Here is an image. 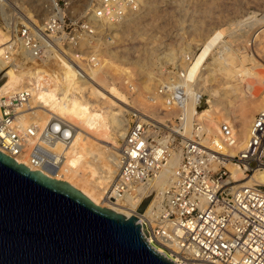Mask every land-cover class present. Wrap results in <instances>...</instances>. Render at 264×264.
Masks as SVG:
<instances>
[{"label":"built area","instance_id":"built-area-1","mask_svg":"<svg viewBox=\"0 0 264 264\" xmlns=\"http://www.w3.org/2000/svg\"><path fill=\"white\" fill-rule=\"evenodd\" d=\"M145 1L97 0L80 16L71 0H43L42 17L26 12L3 20L0 27L9 42L0 55V67L27 70L29 83L0 94V152L18 164L26 160L22 165L32 171L60 170L63 157L54 149L72 144L74 125L54 114L42 125L37 113L46 107L39 93L54 82L62 90V70L75 81L90 79L91 70L109 58L108 50L121 45L115 25L138 13ZM191 62L190 57L184 59V65ZM159 74L161 83L147 99H163L165 112L174 116L160 121L143 109H133L107 199L138 200L141 188L181 152L158 205L149 217L137 218L143 238L178 263L264 264V184H240L227 167H237L248 181L264 171V109L252 121L244 147L231 155L228 150L240 144L235 124L216 120L220 145L210 138L214 125L202 109L211 105L188 79L186 68ZM187 85L200 113L193 114ZM128 87L135 92L133 85Z\"/></svg>","mask_w":264,"mask_h":264},{"label":"bare ground","instance_id":"bare-ground-1","mask_svg":"<svg viewBox=\"0 0 264 264\" xmlns=\"http://www.w3.org/2000/svg\"><path fill=\"white\" fill-rule=\"evenodd\" d=\"M0 1L2 2L1 3L2 6L3 1L2 0ZM146 2L147 0L145 1L144 6ZM72 3H73L72 9L74 10V12L78 14L79 13L86 14L92 7L91 0H77L76 2L72 1ZM144 6L143 8L147 7ZM179 7H181V5H179ZM142 9L139 12H141ZM139 12L135 14H131L126 18V20L124 21L128 23L126 25V28H129L136 23L134 21H136L135 19L139 17ZM262 21L263 20L257 21V24L258 23L260 24V22L262 24ZM196 25H193V23L188 25L189 30L187 31H183L184 29L183 27L182 29L183 32L177 34V38H176L177 47L173 46L172 48H167L165 51L159 53L158 55L159 56L164 55L162 58L160 56L161 58L160 60L164 63H170L176 60L180 61L181 59L182 60L181 65H179V67L177 66L176 68L177 69L186 68V71L188 72V79L194 80V82L196 83V87L199 88L201 86L202 87L201 89L204 90L205 93H208L210 96L214 97V102H215L214 105L209 100L211 108L214 106L216 107L228 106L230 108L233 107L234 109L243 108L241 110V114L237 117L235 123V126L240 136L239 137L240 144L236 150H228V152L231 155H235L238 151H240L244 147V144L249 136V130H250L249 127L251 125L250 116L255 110H257L256 106H254L255 104L254 105L252 104L253 100L257 98L258 99L261 98L263 99L262 102H264V83H263L264 67L256 63L253 58H250V56L245 57V59L248 60L246 64L241 63V60L243 59L241 58L240 60H238L236 57H234L232 53V48H230L228 44L223 41L225 35L223 32H215L209 37L208 35L211 32V30L207 31L209 28H206L207 33H205L204 25H203L204 27L202 26V24L201 25L199 24L197 26ZM136 26L137 25H135V27ZM183 33H190L191 35H193L194 37L193 39H195L194 43L196 45L194 49L200 48L199 50L200 52L196 56V62L199 66H201L200 75H198V72H194L192 69V64H194L193 63L194 58L191 52L192 48L190 43L188 44L186 43L187 39ZM239 36L241 35L237 34V32L231 33V38L235 39L237 37L239 38ZM238 38L235 39L236 42L240 41ZM262 38H264V25L260 27V31L258 30V32L255 35V41L257 42V44H260V41H263ZM8 42H9V36L7 37L6 34L0 32V55H2V53L4 52L5 46ZM221 42L222 44H220ZM157 45L159 46L161 44H157ZM167 46L171 47L172 45L170 44ZM165 47L157 48V46H155L149 48L145 46L144 47L145 49L143 48L144 51L141 49V53L143 51L142 53L143 58H141L142 56L141 55L139 56L138 54L139 60L137 59L135 60L137 64L140 65V71H139L140 74L146 77L149 85L150 84L156 85V83L159 84L161 83L160 82L161 80L156 79V77L162 75L159 73H162L163 71L160 70L158 72L155 71L153 72V70L155 69H152L151 66L155 67L154 58L157 52L163 50ZM127 50L125 51L123 50V53H125ZM111 53L113 57H118L117 55L118 51L117 52L112 51ZM134 53H136V51ZM215 53H218V57L215 56ZM159 56L157 60H159ZM186 57L192 58V62L187 65H184L183 67L184 59ZM211 57L213 61L207 64L206 59ZM147 65L150 67H147ZM103 66H104V62H102L98 66L99 68L97 69L94 68L93 70H91L90 77H92L91 79L92 81L95 82V85L87 87L88 92L86 93L88 94L85 99L83 98L84 101L81 100L82 97H80L81 99H79L77 96H74L77 97L76 99L71 98L70 100L67 101V103H69L70 105L76 106V109H70L68 107H64L63 105H60L59 102L63 101L62 99L67 97L69 90L71 89H74L75 91L77 90V92L86 91L87 88L86 87L81 88L80 83L86 84L87 82L77 83V81H75L74 79L69 78V75L65 76L63 73L64 77H58L59 83L62 84L61 85L62 90H60L58 87L59 85L56 82H54L51 83L50 85L49 84L47 85L48 89L46 91L39 93V98L41 99V101L44 102L46 107V109L43 110L45 111L44 113L46 115L44 121H42V119L38 116V118L40 119V123L42 125H45L48 122L49 115L51 113L52 114L57 113V112L55 113V111L60 112L62 116L65 118V120H67L68 122L74 125L72 144L68 145L66 148L58 146L57 148L54 149L56 153L60 154L63 157V159L60 161V170L56 173L55 171H53V169L42 168L41 171L44 175L48 176L49 178L67 182L69 185L80 191L95 206L112 210L127 218L137 217L139 219H144L151 215L152 210L156 205H158L160 201V197L167 189L173 174V170L174 168H176L179 161L181 160V152L174 153L171 160L169 161L167 166L161 171V173L155 179H153L148 185L141 188V197L138 200L127 199L123 201L121 200L110 201L106 198L107 196L106 194H108V192L110 191L111 187L113 186L117 178V174L120 167L119 154L114 153L113 149H115L118 146L117 138L123 139L126 135L129 122L128 120L125 119V112L127 111H124L122 105L129 106L128 105L129 102L124 97V95L119 91V89L116 87L114 83L110 84L109 82H106L104 78L100 77V73ZM1 68L9 76V78L6 81V83L0 88V94H2L6 90H16L25 87L24 86V84L26 83L25 78H28L27 72L25 73V71L19 69L15 70L14 69L15 67L13 66H5ZM256 69H260V71L259 70L257 71ZM184 76L186 77V75ZM178 78L180 80V76ZM247 79L249 81L254 82V83L252 82L253 84L251 83L252 85L250 87H247L246 85ZM28 83H29V79H27L26 84ZM214 85L217 86V88H214ZM187 86H188V94L190 100L189 103L193 111V114H195L198 111V109L196 111V105H197L196 98L193 94L191 86L189 85ZM255 87L257 88V91L253 95L250 93V89L252 88L256 89ZM198 90L200 91V89ZM231 92H235L236 98L234 101H231L228 98V94ZM105 93H108V96ZM41 96L43 97L45 96V98H47V100L49 99V101H46L45 99L41 98ZM91 98L95 99L96 101L98 100L101 105H104V103L108 102V105L111 106V108L109 106V108L111 109L110 111H104L103 109H101V114H100L101 118L99 120H97L96 118H94V120L90 119V115H86L85 113L80 112V109L84 107L87 108V106L90 105L89 99L91 102L93 100V99L91 100ZM50 99H57L59 101L58 102H56V100L51 101ZM101 100L103 104L100 102ZM150 101H151L150 103H154L155 98L151 99ZM117 102H119L122 105H119ZM134 103L136 102L134 101ZM263 104L264 103H261V105ZM115 106L118 107L117 109V111L119 110L118 112L114 111L116 108ZM207 109L210 108H206V110ZM263 109H264V105L261 106L260 111H262ZM53 110L55 111L53 112ZM215 121H216L215 119L212 120V122H214V130H212V132L210 133L211 134L210 138L214 140L216 143H218V139L214 133L217 130ZM242 137L244 139L241 141ZM218 145L220 144L218 143ZM221 148L224 149L223 147ZM20 163L26 164L27 161L26 160L21 161ZM227 167L231 169L233 179L240 184H252V182H258L264 184V171L257 172L250 181L243 183L242 181L244 180V178L241 171L237 167L231 164L230 165L228 164ZM103 201H107V203L106 202L104 203ZM145 203L147 204L144 212L142 214H138V210ZM156 251L161 255L165 256L174 264H184V263H178V260L175 257L167 256L163 254L160 250H156Z\"/></svg>","mask_w":264,"mask_h":264},{"label":"water","instance_id":"water-1","mask_svg":"<svg viewBox=\"0 0 264 264\" xmlns=\"http://www.w3.org/2000/svg\"><path fill=\"white\" fill-rule=\"evenodd\" d=\"M8 78L0 67V88ZM138 220L0 152V264H174L146 242Z\"/></svg>","mask_w":264,"mask_h":264},{"label":"rangeland","instance_id":"rangeland-1","mask_svg":"<svg viewBox=\"0 0 264 264\" xmlns=\"http://www.w3.org/2000/svg\"><path fill=\"white\" fill-rule=\"evenodd\" d=\"M2 1L5 5L4 4H2V6L0 5V26L3 25V20L7 19L10 14H14V13L23 15L22 13L33 12L39 17L43 16V14L40 11V4L43 0H2ZM72 1L76 2L77 0L76 1L72 0ZM96 1L97 0H91L92 4L95 3ZM179 5H181V7H179ZM145 6H144L145 8H143L142 11L139 12V17L135 19L136 21L134 22L136 23L133 24L134 26L133 25L131 27L127 26L130 29L126 28V25L128 24L124 22L126 19L120 25L115 26V29L119 30V33H120L119 39H121V42H120L121 45L118 48L112 47L111 48L112 50L110 49L108 51L107 54L109 58L103 61L104 66L100 73V77L104 78L105 81L109 82L110 84L114 83L116 87L119 89V91L128 100L129 106H124L120 104L119 102H117L119 105H122L124 111H127L125 112V119L128 120V122L130 120L129 115L131 112H133L134 108L143 109L145 112L151 114L153 117H155L156 119L160 121H163L165 118H171V117L173 118L174 115L168 112H165L166 107H165V104H164L165 102L163 101V99L158 98L157 101L154 103H150L148 101L147 99L148 93L152 91L154 92L155 88L157 87L159 83H156V85L154 84L149 85L146 77L140 74L139 72L140 65L137 64L135 60L136 59L139 60V56L140 55L142 56L145 46L149 48L155 47V46H157V48L158 47L163 48L171 44L172 45L171 47L167 46L163 50L157 52L154 58L155 67L153 66L154 67L153 68L151 66V68L155 69L153 70V72L154 71L158 72L160 70L168 71L174 67H177V66L179 67V65H181L182 63L181 59L180 61L176 60L170 63H164L160 60L164 55L163 56L160 55L161 56L160 58L158 54L165 51L167 48H172L173 46L177 47V39H176L177 34H180L183 31L189 30L188 25L192 23L193 25H196V24L197 25L202 24V26L204 25L205 27L204 26L203 27L205 29L204 30L205 33L211 30V32L208 35L209 37L215 32H223L225 34L223 41L226 42L230 48H232V53L234 57H236L238 60H240L241 58L243 59L241 60V63L246 64L248 60H246L245 57L250 56V58H253L256 63L264 67V38H262L263 41H260V44H257V42L255 41L256 33L258 32V30L260 31V27L264 25V22H263L264 21V0H147ZM79 15L82 16L84 14L79 13ZM259 20H263L262 24L261 22L260 24L259 23L257 24V21ZM134 22H131V23H134ZM135 25H137L138 27L137 26L135 27ZM183 27L185 30L183 29ZM206 28H209V29L207 30ZM0 32H2L3 34H6V36L8 37V34L5 33V31H2L1 27H0ZM234 32H237V34L241 35L239 36V38L237 37L240 41L236 42L235 39L237 38L235 39L231 38V33H234ZM183 34L184 36H186V39H187L186 43L187 44L190 43L191 48H192L191 52L194 58V61H193L194 64H192V69L194 72H198V75H200L201 66H199L196 62V56L200 52L199 51L200 48L194 49L196 45L194 43L195 39H193L194 38L193 35H191L190 33H183ZM222 42L220 44H222ZM157 44H161V45L158 46ZM249 44H252L251 50H249ZM140 47H143L144 49ZM141 49L143 50L142 53H141ZM123 50L124 51L127 50V51L123 53ZM112 51L113 52L118 51L117 53L118 57H113L111 53ZM135 51L136 53H134ZM158 56H159V60H157ZM215 56L218 57V53H215ZM141 58H143V56ZM212 61H213L212 57L206 59L207 64L211 63ZM147 67H150V66L147 65ZM183 67H184V64H183ZM97 68L99 67L97 66L95 69ZM19 70H23L25 71V73L27 72V70L25 69H19ZM256 70L260 71V69H256ZM60 72H62V77H64L63 70ZM27 79L28 78H25L26 83H27ZM90 79L83 80V81H77V83H80V82L88 83V84L80 83L81 88L83 87L87 88L89 86L95 85V82L92 81V79L91 80ZM156 79H159V78L156 77ZM246 81H247L246 82L247 87H250L254 83L253 81H249L248 79ZM263 83H264V73H263ZM129 84L135 87V92L129 91V88H128ZM196 88L200 89V92L206 95L205 97L206 100H210L213 103V105L215 104L214 97L210 96L208 93H205L204 90L201 89L202 88L201 86L199 88L198 87ZM214 88H217V86L214 85ZM87 90L88 88L86 89V91H82V92L78 91L79 92L78 93L77 90L75 91L74 89H71L69 90L67 97L62 99L63 101H60L59 104L63 105L64 107H68L70 109H76V106L70 105L69 103H67V101L70 100L71 98L76 99L77 97L79 99H81L80 97H82L81 100L84 101V99L86 98L88 94L86 93L88 92ZM256 91H257V88L250 89V93L253 95L256 93ZM105 94L108 96V93H105ZM193 94L195 96L194 91H193ZM74 96H77V97H74ZM41 98L45 99L46 101H49V99L47 100L45 96L44 97L41 96ZM228 98L231 101H234L236 98L235 92L229 93ZM92 99L93 98H91V100ZM50 100L51 101L56 100V102L59 101L57 99H50ZM94 100L95 99H93L91 102L89 99L90 105L87 106V108L84 107L80 109V112L85 113L86 115H90V119L94 120V118H96L97 120H99L101 118L100 116L101 109H103L104 111H110L111 106L108 105V102L105 100L103 101L107 103H104V105H101L98 100L97 101L96 100L94 101ZM262 100L263 99L261 98L259 99L257 98L253 100L252 104L253 105L255 104L254 106H256L257 110H255L256 112L254 111L252 113L251 115L252 117L250 116V124H251V121L254 120L255 116L260 112L261 106L264 105V104L261 105V103H264L262 102ZM134 101L136 103H134ZM100 102L103 104L102 100ZM105 104H107L108 106ZM117 109L118 107H116L114 111L116 112ZM242 109L243 108L234 109L233 107L230 108L228 106L227 107L226 106L225 107L214 106L211 109H207V110L202 109V112L205 113L203 115H209V117L211 118V121L213 119L218 120V121L230 120L235 124L236 119L241 114ZM54 111L55 110H53V112ZM196 111H197V105H196ZM44 112L45 111L38 113V116L42 119V121H44V118L46 117ZM56 112L59 114H57ZM198 112L199 111H197V113ZM55 113L56 114L53 113L55 116L65 119L60 112L55 111ZM212 124L214 125V122H212ZM243 139L244 138L242 137L241 141ZM117 141H118V146L116 147L117 149L116 148L113 149L114 153L116 154H118V148L121 146L122 139L117 138ZM248 180L249 178L244 180L243 183L247 182ZM103 202L107 203V201H103Z\"/></svg>","mask_w":264,"mask_h":264}]
</instances>
